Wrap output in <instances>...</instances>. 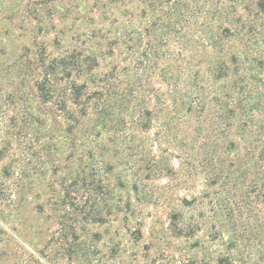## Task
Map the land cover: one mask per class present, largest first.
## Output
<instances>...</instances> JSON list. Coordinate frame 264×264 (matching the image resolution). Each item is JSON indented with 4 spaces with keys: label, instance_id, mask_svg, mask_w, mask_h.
Listing matches in <instances>:
<instances>
[{
    "label": "rangeland",
    "instance_id": "obj_1",
    "mask_svg": "<svg viewBox=\"0 0 264 264\" xmlns=\"http://www.w3.org/2000/svg\"><path fill=\"white\" fill-rule=\"evenodd\" d=\"M219 2L225 9L219 23L229 27L221 48L227 75L211 80L208 108L213 120L218 109L233 110L227 140L234 146L225 150L222 125L196 140L195 118L185 120L180 109L174 114L178 102L169 99L145 128L135 130L126 116L123 131H100L93 160L103 158L102 191L84 192L81 183L63 191L78 164L66 156L76 149L53 146V132L36 123L17 120L13 127L9 107L2 122L9 145L0 158V264H264V167L258 176L253 168L264 146V14L258 0ZM89 18L57 17L52 30L39 34L34 22L14 20L5 52L32 53L44 41L56 53V32L61 46L86 34L85 46L98 44L104 55L94 72L102 74L122 55L117 49L109 55L107 39L90 36ZM2 82L9 89L10 80Z\"/></svg>",
    "mask_w": 264,
    "mask_h": 264
},
{
    "label": "trees",
    "instance_id": "obj_2",
    "mask_svg": "<svg viewBox=\"0 0 264 264\" xmlns=\"http://www.w3.org/2000/svg\"><path fill=\"white\" fill-rule=\"evenodd\" d=\"M256 7L264 14V0H258ZM75 12L94 20L90 36L106 38L109 55L115 49L121 53L109 71L94 74L104 55L98 44L94 49L85 46L80 37L86 34H78L73 45L61 46L62 33L56 32V53L44 41L38 42L32 53L24 48L22 54L11 57L5 52L14 20L25 25L34 22L39 34L53 29L54 18H68ZM224 12L219 0H0V158L9 145L4 131L7 126L2 124L9 107L14 112L9 118L13 127L17 120L23 127L36 123L53 132V146L76 149L75 154L66 156V161L78 164L67 168L74 177L69 186L61 180L60 187L66 186L63 191L79 183L84 192L102 191L104 184L98 174L104 167L103 158L93 160L101 144L100 131L114 127L123 131L126 116H131L135 130L145 128L152 112H163L169 99L178 102L174 114L180 109L185 120L195 118L196 140L204 142L213 132L219 133L222 125L225 150L234 146L233 140H227L233 110L218 109V119H210L213 114L207 97L211 80L227 75L221 48L229 27L219 23ZM123 61L126 65L120 67ZM5 78L10 80L9 89L2 82ZM156 79L158 87L154 86ZM89 110L94 111L93 118L87 116ZM60 119L64 129L57 128ZM239 130L242 137L245 131ZM258 163L264 164V146L253 166L257 176L264 167ZM135 186L136 179L132 188Z\"/></svg>",
    "mask_w": 264,
    "mask_h": 264
}]
</instances>
